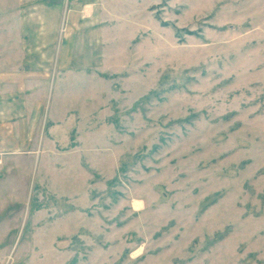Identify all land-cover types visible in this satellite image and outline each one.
I'll return each mask as SVG.
<instances>
[{
  "label": "rangeland",
  "instance_id": "obj_1",
  "mask_svg": "<svg viewBox=\"0 0 264 264\" xmlns=\"http://www.w3.org/2000/svg\"><path fill=\"white\" fill-rule=\"evenodd\" d=\"M10 89L0 264H264V0H0Z\"/></svg>",
  "mask_w": 264,
  "mask_h": 264
},
{
  "label": "crops",
  "instance_id": "obj_2",
  "mask_svg": "<svg viewBox=\"0 0 264 264\" xmlns=\"http://www.w3.org/2000/svg\"><path fill=\"white\" fill-rule=\"evenodd\" d=\"M69 26H71V25H69ZM71 27H73V25ZM72 60L76 61L77 60V57H73ZM72 63H74V62H72ZM10 90H9L8 94H5V95L4 94H1V92H0V102H1L0 104H2V101L4 100V98L2 100V97L3 96L4 97L9 96V98H13V97H16L17 96L16 89H13V90L10 89ZM1 112H2V109H1ZM2 113H6V114H2ZM2 113L0 114V116H1L0 120L2 122H9V121H15L16 122V124H14L15 127H13V130H12V133L11 134L16 133V131L18 130V122H21V124H23V123H26L27 121H29V119H30L29 109L28 108H26L22 112V114L20 115L21 118L19 119V116L17 114V108H16V105H15V102L14 101H10V103H8L6 105V107L3 109V112ZM7 113H9V114L7 115ZM5 125H8V124H5ZM8 139H9V141H11L10 136H9ZM14 141H15L16 144H28L27 141H26V139H21L19 141L17 139H14Z\"/></svg>",
  "mask_w": 264,
  "mask_h": 264
},
{
  "label": "bare ground",
  "instance_id": "obj_3",
  "mask_svg": "<svg viewBox=\"0 0 264 264\" xmlns=\"http://www.w3.org/2000/svg\"><path fill=\"white\" fill-rule=\"evenodd\" d=\"M135 205V204H134Z\"/></svg>",
  "mask_w": 264,
  "mask_h": 264
}]
</instances>
